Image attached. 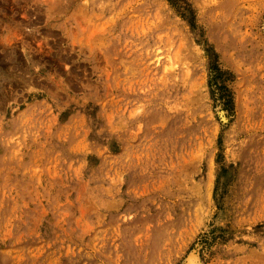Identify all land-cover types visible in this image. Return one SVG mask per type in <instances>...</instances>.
Instances as JSON below:
<instances>
[{
    "label": "rangeland",
    "instance_id": "obj_1",
    "mask_svg": "<svg viewBox=\"0 0 264 264\" xmlns=\"http://www.w3.org/2000/svg\"><path fill=\"white\" fill-rule=\"evenodd\" d=\"M172 1L0 0V264H264V0Z\"/></svg>",
    "mask_w": 264,
    "mask_h": 264
},
{
    "label": "trees",
    "instance_id": "obj_2",
    "mask_svg": "<svg viewBox=\"0 0 264 264\" xmlns=\"http://www.w3.org/2000/svg\"><path fill=\"white\" fill-rule=\"evenodd\" d=\"M171 4L196 29L195 13L191 4L185 0H173ZM208 52L211 56L209 86L214 106L220 108L223 118L231 119L236 114L235 99L231 89L234 76L230 71L223 69L219 63V56L213 49L208 50Z\"/></svg>",
    "mask_w": 264,
    "mask_h": 264
}]
</instances>
